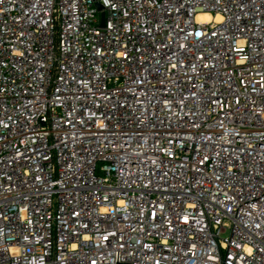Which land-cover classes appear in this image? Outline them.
<instances>
[{"label": "built area", "instance_id": "obj_1", "mask_svg": "<svg viewBox=\"0 0 264 264\" xmlns=\"http://www.w3.org/2000/svg\"><path fill=\"white\" fill-rule=\"evenodd\" d=\"M116 262L264 264V0H0V264Z\"/></svg>", "mask_w": 264, "mask_h": 264}, {"label": "bare ground", "instance_id": "obj_2", "mask_svg": "<svg viewBox=\"0 0 264 264\" xmlns=\"http://www.w3.org/2000/svg\"><path fill=\"white\" fill-rule=\"evenodd\" d=\"M199 18L201 19V20H209L211 17H210V15L209 14H201L200 16H199ZM220 17H218V19H219Z\"/></svg>", "mask_w": 264, "mask_h": 264}, {"label": "rangeland", "instance_id": "obj_3", "mask_svg": "<svg viewBox=\"0 0 264 264\" xmlns=\"http://www.w3.org/2000/svg\"><path fill=\"white\" fill-rule=\"evenodd\" d=\"M223 236L225 237V236H229V233L228 232H225V233H223Z\"/></svg>", "mask_w": 264, "mask_h": 264}, {"label": "water", "instance_id": "obj_4", "mask_svg": "<svg viewBox=\"0 0 264 264\" xmlns=\"http://www.w3.org/2000/svg\"><path fill=\"white\" fill-rule=\"evenodd\" d=\"M116 264H131V263H119V262H116Z\"/></svg>", "mask_w": 264, "mask_h": 264}]
</instances>
